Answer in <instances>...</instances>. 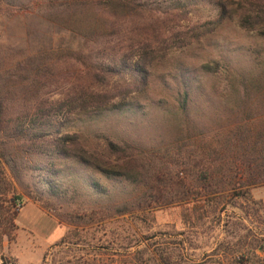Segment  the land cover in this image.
<instances>
[{
    "label": "rangeland",
    "instance_id": "obj_1",
    "mask_svg": "<svg viewBox=\"0 0 264 264\" xmlns=\"http://www.w3.org/2000/svg\"><path fill=\"white\" fill-rule=\"evenodd\" d=\"M105 1L0 0V73H21L23 77L15 78L25 85L29 82L24 79L28 73L23 69L25 64L37 63V70L38 64H45L44 60L49 64L60 60L63 50L81 52L82 60L70 59L77 65L74 71H89L95 65L108 63L107 53L112 45L184 38L185 31L193 32L186 25L191 27L217 16L220 0H131L132 9L115 8ZM228 1L234 3L235 0ZM186 4L199 7L200 22L185 24L168 12V9ZM174 41L166 54H160L151 65L147 95L171 98L174 85H170L169 80L181 68L194 70L220 59L231 60L233 65L243 71L246 69L247 81L264 77V53L256 51L264 48V39L244 31L236 18L228 19L200 41L182 46ZM194 73L198 78L193 83L201 84L202 89L196 90L186 112H178L172 104L166 108L146 104L139 112L126 109L112 115L83 113L76 116L69 127L81 131L94 145L112 138L153 151L186 141L199 154L216 153L224 171L230 170L233 177L239 165L235 164L236 169L232 170L229 163L237 162L235 157L241 153L233 146L237 139L235 132L242 128L247 130L253 118L264 114V91L245 89L240 80H236L238 90H234L220 72ZM33 77L31 73L30 78ZM19 85L15 84V88ZM72 86L71 82L50 83L40 91V97L42 100L64 97ZM22 104L19 96L7 102L12 110L21 108ZM246 151L249 153V149ZM241 175L239 181L247 184L248 171ZM76 177L70 172L54 176L60 187L59 194H52L47 181L34 170H26L20 181H13L23 206L16 219L17 240L11 244L4 241L0 264L126 263L128 257L124 250L120 249V254L101 248L94 252L87 245L101 242L99 237L110 238L111 228L123 236L129 232L131 213L120 214L118 207H131L139 191L121 188L102 193L83 178ZM94 177L105 187L111 186V182L98 174ZM254 181L256 183L237 187L231 193H223L219 218L208 222L204 228L191 226L193 202L187 200L164 204L148 212L151 213L148 220L155 217L152 222L158 233L155 238L161 237L160 247H168L173 263L220 261L232 264L243 255L249 258V264H264V180L257 174ZM243 191L247 198L237 196ZM106 207L113 209V214L101 224L84 214ZM71 229L82 233V244L57 245Z\"/></svg>",
    "mask_w": 264,
    "mask_h": 264
},
{
    "label": "trees",
    "instance_id": "obj_2",
    "mask_svg": "<svg viewBox=\"0 0 264 264\" xmlns=\"http://www.w3.org/2000/svg\"><path fill=\"white\" fill-rule=\"evenodd\" d=\"M105 3L120 9L134 8L131 0H106ZM217 8L215 18L191 27L186 25L193 32H183L184 38L178 41L164 38L159 42L144 41L138 45H112L107 53L108 63L95 65L89 71H74L77 65L70 59L82 60L81 52L63 50L60 60L52 64L44 60L45 64H38L37 70V63L25 64L23 69L28 73H25L24 79L29 81L25 85L21 79L15 78L23 77L21 73H0V249L5 240L9 244L17 240L19 227L16 219L23 201L13 181H20L26 170L37 171L47 181L52 194L61 193L54 176L69 172L78 176V179L83 178L89 186L102 193L121 188L139 191L131 207H118L120 214L131 213L129 232L123 236L111 228L110 238L99 237L101 242L87 245L94 252L101 248L120 254L119 250H124L128 257L124 264H176L172 261L173 255L168 247H160L161 237L155 238L158 236L152 225L155 217L148 220L151 216L148 212L152 209L175 201L193 202L191 208L194 220L190 219L193 224L191 221L188 223L204 228L208 222L219 218L221 195L246 184L245 181H239L242 173L248 171L247 184L256 183L257 174L264 180V114L253 118L247 130L242 128L235 132L237 139H234L233 146L241 153L235 157L237 162L233 165L229 163L232 170L236 169L235 164L239 165L233 177L230 170L224 171L216 153L199 154L186 141L153 151H145L112 138L102 139L94 145L81 131L69 127V123L83 113L112 115L126 109L139 112L146 104L160 108L172 104L178 112H186L196 90L202 89L201 84L193 83L198 78L194 73L196 71L208 74L220 72L234 90H238L236 80H240L245 89L264 91V77L249 78L247 81L246 69L243 71L233 65L231 60L220 59L206 62L194 70L188 68L185 71V68H181L169 80V84L174 85L171 98L147 95L151 65L160 54H166L173 41L178 46L200 41L232 18L237 19L244 31L264 39V0H235L234 3L220 0ZM199 11V7L192 4L168 9L176 20H182L185 24L200 22ZM189 34L190 39L187 41ZM256 51L264 53V48ZM31 73H34L33 78H30ZM53 82H71L73 86L64 97L42 100L40 91ZM18 83L20 85L15 88ZM17 94L23 104L21 108L12 110L7 102L18 98ZM95 174L111 182V186L105 187L95 179ZM237 196L247 198L244 191L237 193ZM112 210L106 207L92 209L84 214L101 224L112 216ZM81 240L82 233L71 229L57 245L74 247L82 244ZM134 247L137 248L133 250ZM249 263V258L241 255L232 264Z\"/></svg>",
    "mask_w": 264,
    "mask_h": 264
},
{
    "label": "crops",
    "instance_id": "obj_3",
    "mask_svg": "<svg viewBox=\"0 0 264 264\" xmlns=\"http://www.w3.org/2000/svg\"><path fill=\"white\" fill-rule=\"evenodd\" d=\"M204 264H226V263H219V262H206Z\"/></svg>",
    "mask_w": 264,
    "mask_h": 264
}]
</instances>
